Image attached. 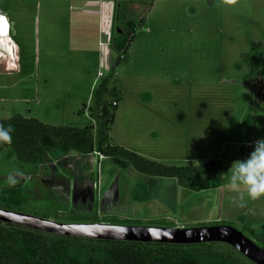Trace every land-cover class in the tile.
<instances>
[{
  "label": "rangeland",
  "instance_id": "374dc122",
  "mask_svg": "<svg viewBox=\"0 0 264 264\" xmlns=\"http://www.w3.org/2000/svg\"><path fill=\"white\" fill-rule=\"evenodd\" d=\"M91 2L0 0L2 30L18 50L12 68L0 52V121L19 114L55 126L95 124L96 133V90L107 78L106 99H118L111 142L165 165L197 167L219 160L229 186L233 161L249 154L247 146L254 138L264 139V0H105L104 5L123 6L120 25L115 20L112 30L109 22L105 32L115 36L129 21L134 24V39L125 53L115 46L98 49L100 13L97 1ZM101 17L105 24L106 17ZM254 58L262 62L256 63L255 73ZM99 68L104 77L96 80ZM60 155V150L51 149L45 165ZM95 159V165L88 166L85 157L70 171L89 180L98 176L97 192L105 195L116 172L123 178L124 170L110 159ZM14 170L24 173L14 189L26 197L21 205L15 204V211L64 224H165L151 217L144 220L146 211L132 216L134 204L126 183L127 187L114 184L119 202H111L110 210L79 215L67 210L64 201L55 205L46 192L37 191L40 164L20 162L10 148L0 150V188L12 187L7 179ZM132 192L141 195L147 190L137 187ZM245 198L253 214L249 217H257L255 208L264 205V197ZM239 231L264 250V226L255 236ZM214 249L253 264L230 245L216 243Z\"/></svg>",
  "mask_w": 264,
  "mask_h": 264
},
{
  "label": "trees",
  "instance_id": "16d2710c",
  "mask_svg": "<svg viewBox=\"0 0 264 264\" xmlns=\"http://www.w3.org/2000/svg\"><path fill=\"white\" fill-rule=\"evenodd\" d=\"M121 18L119 11L118 25ZM133 39L134 24L130 22L128 27L115 32L113 45L125 53ZM259 61L252 60L254 73L258 66L256 63H262ZM108 82L107 78L103 79L96 90V133L92 124L83 127L55 126L16 114L0 121V125H11L13 129L12 143L0 144V150L10 148L20 162L35 165L40 164L51 149L65 154L98 152L111 158L120 168L132 166L150 177L176 178L181 186L193 191L222 185L224 172L221 161L212 159L197 167L165 165L113 144L109 132L117 110L113 101L118 99H106ZM14 188H0V208L14 210V206L26 200ZM214 244L179 245L72 238L0 222V264H245L232 252L215 250Z\"/></svg>",
  "mask_w": 264,
  "mask_h": 264
},
{
  "label": "crops",
  "instance_id": "0c3cea01",
  "mask_svg": "<svg viewBox=\"0 0 264 264\" xmlns=\"http://www.w3.org/2000/svg\"><path fill=\"white\" fill-rule=\"evenodd\" d=\"M79 1H83V4L85 5L92 3L91 0H87L90 2H87L86 0ZM92 1H97L94 3V5L98 7L100 13V17L98 19L100 22L99 26L101 31L98 29V49L101 52H103L104 48H107L106 50L110 51L109 49L114 48V46L110 45L109 47H100V42L109 41L112 43L114 38L112 32L110 33V30L105 32L107 31L106 27H108L107 23H112L113 30L114 20L117 17V13L119 11L123 12L121 10L123 6L119 4L117 7L118 2H115L114 6H112L110 3L104 5L105 0ZM83 7L84 6H78L77 9L82 11L84 10ZM84 11L81 13H84ZM101 15H104V18L106 17L105 24L102 20L103 16L101 17ZM104 25L107 26L104 27ZM81 35L83 37L85 36L83 33ZM98 62L99 66L102 68L103 60L100 58V56ZM111 70H114V68ZM112 143L116 144L113 141ZM117 145H119V143ZM122 147H127L126 149L131 148L129 146ZM137 153L140 155H145L139 151ZM84 156L86 157L88 166H91V164L92 166L95 165V158L98 157L95 153ZM85 157L82 158L74 156L72 153H62V155L50 163L49 166L45 165V157L40 163L41 173L39 174L40 180L37 184L39 185L37 191L43 190L46 192L49 196V199L55 203V205L61 203V201H64V204L67 206V210H71L72 212L75 211V214L84 215L88 213L87 211H94L97 208H99L102 212H107L110 210L111 202L114 203L115 199L119 202L118 195L120 194L116 193V190L114 191V184L124 187L128 185V188L131 189L129 192L131 194L130 197L134 204L132 207V216L137 217L143 211H146L148 212L149 216H145L143 218L144 220H148L149 217H151L155 221L158 220L160 222H165V224L163 223L158 225L159 227L193 228L214 225H230L236 229H243L244 231L249 232L251 236H255L260 227L264 226L262 224L264 223L263 203L262 205L258 204V206H256L257 208H255V214H257V217H251L253 214L248 210L249 206L246 205V198L245 206L240 207L238 205V201L235 199L236 193L232 192L229 186L224 183V175L223 182L220 187L202 191H193L181 186L176 178L150 177L139 173L132 166L120 168L111 158L104 157L101 160H104L105 158L110 159L117 168L121 169L122 171L124 170L123 174L127 179L131 175V178L128 179L131 183H127L128 180L125 181L124 176L122 178V176L119 175L120 172L117 171L114 177L115 181L109 188H107V192L104 195L103 193L99 194L97 192L99 184L98 176L96 180L95 178L89 180L85 179L84 175L75 176L74 174H71V167L73 168L75 165L79 166L84 162ZM101 160L98 157V161ZM66 176H68L70 179H73L74 183L67 182ZM132 183L133 185L131 186ZM137 187H141L144 190L146 189L147 194L144 193L141 195H134L132 191ZM37 193L38 192H36V194ZM113 194L114 199H112ZM52 209L59 211L61 208L52 207ZM248 214L251 215V218ZM166 222L174 223V225L166 224ZM235 223L238 225V227L233 226Z\"/></svg>",
  "mask_w": 264,
  "mask_h": 264
},
{
  "label": "water",
  "instance_id": "95a60500",
  "mask_svg": "<svg viewBox=\"0 0 264 264\" xmlns=\"http://www.w3.org/2000/svg\"><path fill=\"white\" fill-rule=\"evenodd\" d=\"M0 222L59 236L92 240L179 245L222 243L233 247L253 264H264V250L230 225L181 228L103 223L64 224L5 208H0Z\"/></svg>",
  "mask_w": 264,
  "mask_h": 264
},
{
  "label": "clouds",
  "instance_id": "9594fccd",
  "mask_svg": "<svg viewBox=\"0 0 264 264\" xmlns=\"http://www.w3.org/2000/svg\"><path fill=\"white\" fill-rule=\"evenodd\" d=\"M12 131L11 125H0V144L12 143ZM229 172V188L236 193L235 199L240 207L245 206V195L252 200L264 197V139L256 141L245 158L233 161ZM23 175V172L14 170L9 174L7 183L14 186L18 183L17 177Z\"/></svg>",
  "mask_w": 264,
  "mask_h": 264
},
{
  "label": "built area",
  "instance_id": "2783aa9c",
  "mask_svg": "<svg viewBox=\"0 0 264 264\" xmlns=\"http://www.w3.org/2000/svg\"><path fill=\"white\" fill-rule=\"evenodd\" d=\"M0 18H2V15H0ZM4 18H6L5 16H4ZM7 19V18H6ZM1 22H3V20H1L0 19V23ZM111 45V43L109 42V41H107V42H105V41H101L100 42V47H109ZM102 77H104V73H103V71L101 70V69H99V72L97 73V79L96 80H98L99 78H102ZM98 87H99V85L97 86V89H98ZM113 106H118V101H116V100H114L113 101ZM93 119V118H92ZM94 121V123H95V120H93ZM95 126V124H93V127ZM259 139H253L249 144H248V146H247V148H248V152L250 153L252 150H253V148H254V146H255V143H256V141H258ZM98 157H99V159L101 160V159H103L104 158V156L102 155V154H100V153H98V152H94Z\"/></svg>",
  "mask_w": 264,
  "mask_h": 264
},
{
  "label": "bare ground",
  "instance_id": "6f19581e",
  "mask_svg": "<svg viewBox=\"0 0 264 264\" xmlns=\"http://www.w3.org/2000/svg\"><path fill=\"white\" fill-rule=\"evenodd\" d=\"M4 19L6 21V18H4ZM1 26L2 25L0 24V45L5 44L7 50H9L11 52V54L13 55L12 59H14V62L16 63L17 56H18L17 55V53H18L17 46L15 45L13 40L10 38V36L2 30L3 28Z\"/></svg>",
  "mask_w": 264,
  "mask_h": 264
},
{
  "label": "flooded vegetation",
  "instance_id": "af4514ba",
  "mask_svg": "<svg viewBox=\"0 0 264 264\" xmlns=\"http://www.w3.org/2000/svg\"><path fill=\"white\" fill-rule=\"evenodd\" d=\"M115 20H116V22H117V17H116ZM115 20H114V21H115ZM130 22H132V21H129L125 26L128 27ZM113 26L115 27V24H114ZM118 26H119V25H118ZM117 31H119V29H117ZM113 40H114V38H113ZM2 45H3V46H2ZM111 45L114 46V45H113V41H112ZM0 52L2 53V54L0 53L1 55H4V56H5V59H6L7 61H10L9 64L11 65V68H12V67H15V62L13 61L14 59H12V56H13V55L11 54V52H10L9 50H7L5 44H1V45H0ZM0 57H1V56H0Z\"/></svg>",
  "mask_w": 264,
  "mask_h": 264
},
{
  "label": "snow or ice",
  "instance_id": "6c2138e0",
  "mask_svg": "<svg viewBox=\"0 0 264 264\" xmlns=\"http://www.w3.org/2000/svg\"><path fill=\"white\" fill-rule=\"evenodd\" d=\"M0 19H3V18H0ZM6 23V22H5Z\"/></svg>",
  "mask_w": 264,
  "mask_h": 264
}]
</instances>
